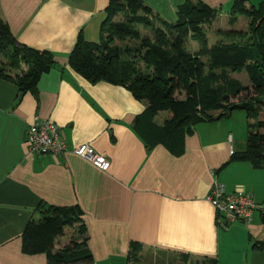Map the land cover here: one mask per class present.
Here are the masks:
<instances>
[{"label":"crops","instance_id":"obj_1","mask_svg":"<svg viewBox=\"0 0 264 264\" xmlns=\"http://www.w3.org/2000/svg\"><path fill=\"white\" fill-rule=\"evenodd\" d=\"M141 1L167 23L176 21V9L185 2ZM200 1L218 9L217 18H225L222 10L231 7V0ZM107 5L108 0H0V19L15 39L51 52L55 60L37 84L38 100L0 78V264H47L44 254L21 252V234L31 218H39L40 202L80 207L94 264H122L132 243L142 247L140 264H185L180 253L189 255L187 264L214 259L216 264H264V168L236 161L217 172L246 149L245 115L234 118L233 112L198 125L181 156L159 144L147 149L131 128L144 105L124 88L92 85L68 66L79 34L88 42L99 36ZM217 18L205 27L206 38L213 29H234L228 21L216 26ZM243 23L246 28L247 20ZM243 23L234 30H242ZM169 118L161 112L154 121L162 125ZM38 120L56 124L69 149L87 144L105 155L108 171L69 152L30 154L25 134ZM215 182L227 193L243 191L261 209L246 224L222 228L207 201ZM64 238L65 231L55 249L67 245ZM256 242L260 250L252 249Z\"/></svg>","mask_w":264,"mask_h":264},{"label":"trees","instance_id":"obj_2","mask_svg":"<svg viewBox=\"0 0 264 264\" xmlns=\"http://www.w3.org/2000/svg\"><path fill=\"white\" fill-rule=\"evenodd\" d=\"M218 13L200 0H185L176 9V21L167 23L141 0H108L99 41L88 42L79 34L68 55V66L92 85L124 88L144 105L131 128L147 149L159 144L181 156L185 140L198 125L243 112L246 149L232 155L217 172L236 161L263 169L264 2L253 5L247 0H231L228 24L233 26L242 16L247 19L246 29H218L216 42L208 45L205 27ZM189 39L198 42L196 51L186 49ZM54 66L51 52L20 44L0 19L1 79L14 83L20 94L30 93L38 100L37 84ZM242 70L249 86L231 77ZM9 71L17 74L12 77ZM161 112L169 113L170 118L157 125L154 119ZM35 212L39 218H31L21 234L23 254H44L47 264H94L79 206L40 202ZM66 228H72L75 235L66 246L55 249V241ZM261 248L257 242L252 246ZM141 251L138 243H132L122 264H140ZM179 256L187 264L189 255Z\"/></svg>","mask_w":264,"mask_h":264},{"label":"built area","instance_id":"obj_3","mask_svg":"<svg viewBox=\"0 0 264 264\" xmlns=\"http://www.w3.org/2000/svg\"><path fill=\"white\" fill-rule=\"evenodd\" d=\"M25 146L33 155L60 156L66 153L88 162L95 169L106 172L110 162L105 155L98 154L87 144L78 145L69 149L62 137L60 128L48 121L38 120L30 125L25 134ZM207 201L219 215V223L222 228L234 222L248 223L255 211L260 210L251 196L241 190L227 193L224 185L215 182L212 185Z\"/></svg>","mask_w":264,"mask_h":264},{"label":"rangeland","instance_id":"obj_4","mask_svg":"<svg viewBox=\"0 0 264 264\" xmlns=\"http://www.w3.org/2000/svg\"><path fill=\"white\" fill-rule=\"evenodd\" d=\"M253 5H255V4H253ZM230 8H228L229 9L228 11H227V8L224 9V10H222L223 11V13L221 14V15H223L222 17H225L226 18V15L229 13ZM225 18H217L216 26H221L219 24L220 22L226 23V21L228 19L227 18L225 19ZM246 20H247L246 18L240 16L239 20H237L238 22L237 23H234L232 27L234 29H238V25L241 24V23H243V21H246ZM241 29L242 30H245L246 29L244 23L241 25ZM213 30L212 31H208L209 32V35L207 36V43H208V45H211L214 42L213 39L215 38L216 34L214 33ZM141 32L144 33V31H141ZM98 41H99V36L96 37L93 42H98ZM185 47H186V49L188 51H193V50L198 49L199 44H198V42L196 40H190L189 39ZM233 76H234L235 79L239 80L243 85H245V86H249L250 85L249 84L248 77H247V74H246V72L244 70L239 71L237 73H234ZM234 115L235 116H233V117L236 118V116H240V115L243 117L244 114H243V112H237L236 111ZM260 117H261L260 118L261 120H264V110L262 111ZM160 120H161V117H159L157 121H160ZM74 235H75V232H74V230L72 228H70V229L66 228L64 241H66L67 244H68V242L71 240V238ZM121 262L124 263L125 261H121Z\"/></svg>","mask_w":264,"mask_h":264}]
</instances>
